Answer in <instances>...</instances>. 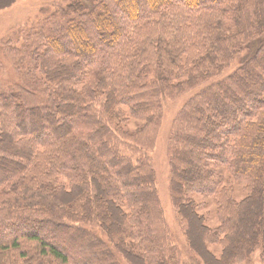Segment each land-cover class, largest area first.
<instances>
[{
    "label": "trees",
    "instance_id": "16d2710c",
    "mask_svg": "<svg viewBox=\"0 0 264 264\" xmlns=\"http://www.w3.org/2000/svg\"><path fill=\"white\" fill-rule=\"evenodd\" d=\"M95 1L37 27L41 104L0 92V264H179L148 152L163 97L208 82L175 120L172 203L203 264L264 259V0Z\"/></svg>",
    "mask_w": 264,
    "mask_h": 264
},
{
    "label": "rangeland",
    "instance_id": "374dc122",
    "mask_svg": "<svg viewBox=\"0 0 264 264\" xmlns=\"http://www.w3.org/2000/svg\"><path fill=\"white\" fill-rule=\"evenodd\" d=\"M94 1L95 0H15V2L12 1L11 5L0 2V62H2L0 63V92L12 90L19 95L22 94L25 98V102L29 105L41 104L40 98L45 96L47 98V94L39 87V85L42 84L39 71L36 69V71L31 72V70H29V63L23 62L27 51L33 44H37V42L40 41L36 35L37 27L49 25L54 19L58 20V18H63L64 15L68 13L66 10L67 6L71 4L81 3L85 8L89 9L94 5ZM97 1L98 0H96L95 3ZM86 24L85 22V27L90 28V26ZM250 53L251 48L238 54L229 66L225 68L219 76L212 79L211 82L229 75ZM208 84L211 83L208 82L175 98L163 97L161 100V120L155 134L154 148L148 152V158L154 170L155 187L159 205L165 223L173 238V244L178 250L179 264H203V262L190 250L187 239H185L182 231L181 221L172 203L170 193L172 177L169 165V141L173 132L175 120L184 103L189 97L198 94L201 89ZM119 110L124 115L127 114L125 109L122 108ZM140 125H142L140 122L130 120L127 124V129L136 131ZM242 187L243 186L239 183L234 184V197L236 200H240L244 195ZM195 199L202 202L203 207L200 208L199 211L206 216L208 225L211 227L217 226L218 221L215 217L214 201L211 198H203L197 195ZM256 232H258V229ZM99 235L104 237L101 234ZM208 250L215 257H220L219 246H208ZM118 257L120 264H129L123 257ZM240 264H264V259L260 256V249L251 256L248 262Z\"/></svg>",
    "mask_w": 264,
    "mask_h": 264
},
{
    "label": "bare ground",
    "instance_id": "6f19581e",
    "mask_svg": "<svg viewBox=\"0 0 264 264\" xmlns=\"http://www.w3.org/2000/svg\"><path fill=\"white\" fill-rule=\"evenodd\" d=\"M0 63H2V62H0Z\"/></svg>",
    "mask_w": 264,
    "mask_h": 264
}]
</instances>
